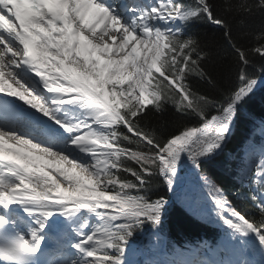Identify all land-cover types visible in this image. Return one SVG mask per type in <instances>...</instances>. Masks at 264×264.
Here are the masks:
<instances>
[{
    "label": "snow or ice",
    "instance_id": "6c2138e0",
    "mask_svg": "<svg viewBox=\"0 0 264 264\" xmlns=\"http://www.w3.org/2000/svg\"><path fill=\"white\" fill-rule=\"evenodd\" d=\"M257 11L264 0L223 8L212 0H0V99L15 97L58 126L53 135L23 112L5 122L0 108V264H131L134 233L150 224L159 243L167 201L152 199L154 189L173 191L185 161L202 193L193 214L219 230L191 264L264 257V143L255 142L264 141V117L249 112L252 133L229 147L257 87L264 25L249 46L224 14L243 24ZM194 22L215 25L231 46V83L211 98L201 82H216ZM168 105L175 126H150L149 115ZM181 203L193 211L189 198ZM53 216L64 223L49 247ZM220 253L227 259L214 258Z\"/></svg>",
    "mask_w": 264,
    "mask_h": 264
},
{
    "label": "trees",
    "instance_id": "16d2710c",
    "mask_svg": "<svg viewBox=\"0 0 264 264\" xmlns=\"http://www.w3.org/2000/svg\"><path fill=\"white\" fill-rule=\"evenodd\" d=\"M212 2L219 7L223 8L225 0H212ZM233 26V36L236 41L249 44L252 40V33L262 25H264V12H254L251 17L245 18V23L240 22V17H233L231 12L224 13ZM191 30L194 32L198 39L201 41L202 47L208 53V60L206 62V69L211 74V77L216 82V88L210 89L201 82L202 87L210 93V98L212 95H219L224 92V90L229 87L231 83V57L229 51L231 46L226 44L223 39L222 31H220L215 25L206 22H194L191 25ZM255 67L257 71V76L264 75V67H260V64H264V59L259 57H254ZM254 94H249L250 98H247V106L244 110L243 118L237 123L236 128L233 130L234 139L230 143V150H234L246 133L247 127L252 123L248 119L249 112L254 113L256 117L259 116L264 110V83L258 84L256 88L253 89ZM174 109L171 105L166 106V111L163 114L153 113L147 118V122L150 126L160 129L169 130L173 128L176 124V118L173 115ZM123 143V142H122ZM128 146V145H125ZM130 150H135V146H128ZM129 163H132L129 161ZM135 166V165H133ZM204 167L212 174L222 185H227L229 183V177L227 173L217 164L212 161L207 162ZM126 179H133V177L125 174ZM154 192L155 195L152 199L158 198V196L163 195L164 198L169 197L170 191L162 184H157ZM151 225H145L136 233L129 242V246L134 245L140 234L144 229L150 227ZM160 229H163L167 236L169 237H181L187 238L192 236H198L208 230L204 224L199 222L191 214L187 213L180 206L173 204L170 207H166L165 211L161 215V222L159 225Z\"/></svg>",
    "mask_w": 264,
    "mask_h": 264
},
{
    "label": "bare ground",
    "instance_id": "6f19581e",
    "mask_svg": "<svg viewBox=\"0 0 264 264\" xmlns=\"http://www.w3.org/2000/svg\"><path fill=\"white\" fill-rule=\"evenodd\" d=\"M1 95L4 96L5 94H1ZM9 100L13 104H15V105L17 104L18 110L20 112H24V110H26L27 105L24 104L23 101H20L19 99L15 98V97H9ZM38 114H40V113H38ZM40 115L42 116V114H40ZM43 118L45 120L49 121L47 117H43ZM184 166L189 168L190 173H187L186 175H180L178 172V180H177V183L175 186L177 187V189L180 192V194L182 195V197L189 198V202H190L193 210L197 211L198 209L195 208L194 201L197 198V196L202 195V193L198 192L195 179H190V176L193 175L192 166L189 163H187L186 161L184 163ZM60 217L64 221V217H62V216H60ZM254 259L256 261V264H260V261L264 260V257H261L259 254H256Z\"/></svg>",
    "mask_w": 264,
    "mask_h": 264
},
{
    "label": "water",
    "instance_id": "95a60500",
    "mask_svg": "<svg viewBox=\"0 0 264 264\" xmlns=\"http://www.w3.org/2000/svg\"><path fill=\"white\" fill-rule=\"evenodd\" d=\"M190 170H189V168L188 167H186V166H183L182 168H180L179 170H178V172L180 173V174H186V173H188Z\"/></svg>",
    "mask_w": 264,
    "mask_h": 264
},
{
    "label": "rangeland",
    "instance_id": "374dc122",
    "mask_svg": "<svg viewBox=\"0 0 264 264\" xmlns=\"http://www.w3.org/2000/svg\"><path fill=\"white\" fill-rule=\"evenodd\" d=\"M260 78V77H259ZM262 82H264V76L261 78V80L260 79H258L257 80V85L258 84H260V83H262ZM176 186H174V188H175ZM188 208V207H187ZM159 242L161 243V240L159 239Z\"/></svg>",
    "mask_w": 264,
    "mask_h": 264
}]
</instances>
